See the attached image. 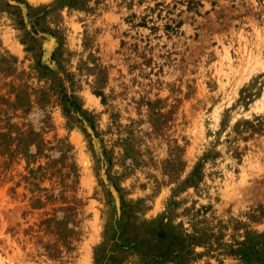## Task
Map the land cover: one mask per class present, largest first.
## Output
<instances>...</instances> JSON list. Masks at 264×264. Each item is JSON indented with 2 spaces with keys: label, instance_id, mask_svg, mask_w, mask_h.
<instances>
[{
  "label": "rangeland",
  "instance_id": "1",
  "mask_svg": "<svg viewBox=\"0 0 264 264\" xmlns=\"http://www.w3.org/2000/svg\"><path fill=\"white\" fill-rule=\"evenodd\" d=\"M0 264H264V0H0Z\"/></svg>",
  "mask_w": 264,
  "mask_h": 264
},
{
  "label": "trees",
  "instance_id": "2",
  "mask_svg": "<svg viewBox=\"0 0 264 264\" xmlns=\"http://www.w3.org/2000/svg\"><path fill=\"white\" fill-rule=\"evenodd\" d=\"M71 103H73L74 105H77L76 102L73 99H70Z\"/></svg>",
  "mask_w": 264,
  "mask_h": 264
}]
</instances>
